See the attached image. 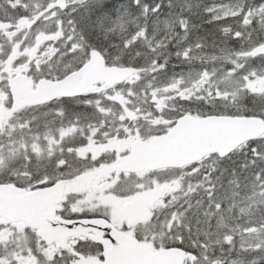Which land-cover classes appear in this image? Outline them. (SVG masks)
Masks as SVG:
<instances>
[{
    "label": "snow or ice",
    "instance_id": "6c2138e0",
    "mask_svg": "<svg viewBox=\"0 0 264 264\" xmlns=\"http://www.w3.org/2000/svg\"><path fill=\"white\" fill-rule=\"evenodd\" d=\"M0 264H264V0H0Z\"/></svg>",
    "mask_w": 264,
    "mask_h": 264
}]
</instances>
